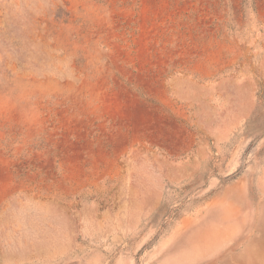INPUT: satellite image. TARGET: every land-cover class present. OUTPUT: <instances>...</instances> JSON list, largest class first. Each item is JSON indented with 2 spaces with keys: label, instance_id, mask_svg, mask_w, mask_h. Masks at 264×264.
Returning a JSON list of instances; mask_svg holds the SVG:
<instances>
[{
  "label": "rangeland",
  "instance_id": "1",
  "mask_svg": "<svg viewBox=\"0 0 264 264\" xmlns=\"http://www.w3.org/2000/svg\"><path fill=\"white\" fill-rule=\"evenodd\" d=\"M0 264H264V0H0Z\"/></svg>",
  "mask_w": 264,
  "mask_h": 264
}]
</instances>
